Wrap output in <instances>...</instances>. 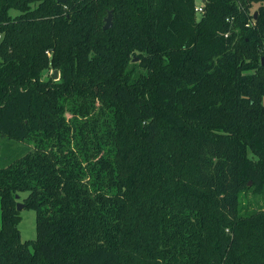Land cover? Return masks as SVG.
<instances>
[{
    "label": "trees",
    "instance_id": "obj_1",
    "mask_svg": "<svg viewBox=\"0 0 264 264\" xmlns=\"http://www.w3.org/2000/svg\"><path fill=\"white\" fill-rule=\"evenodd\" d=\"M253 1L0 0V264H264Z\"/></svg>",
    "mask_w": 264,
    "mask_h": 264
},
{
    "label": "rangeland",
    "instance_id": "obj_2",
    "mask_svg": "<svg viewBox=\"0 0 264 264\" xmlns=\"http://www.w3.org/2000/svg\"><path fill=\"white\" fill-rule=\"evenodd\" d=\"M263 7H264V0L253 1L251 12L255 13V14L258 13V15H259L260 9ZM16 15H18L17 11L11 12L12 17H15ZM106 18H105V20H106ZM47 74L52 75L53 71H51L50 73L48 72ZM54 79H56V78H54ZM248 186L251 187L252 183H249ZM24 198H26V195H21L18 202L23 203ZM243 203L245 205L248 204L250 209L258 210L260 208H264V194L255 196L251 192L247 193L246 197L243 198ZM21 217H22V220L20 222L19 229L21 232L23 242L35 240L37 237L36 212L33 210L25 208L24 210L21 211Z\"/></svg>",
    "mask_w": 264,
    "mask_h": 264
},
{
    "label": "water",
    "instance_id": "obj_3",
    "mask_svg": "<svg viewBox=\"0 0 264 264\" xmlns=\"http://www.w3.org/2000/svg\"><path fill=\"white\" fill-rule=\"evenodd\" d=\"M56 1H57L59 4H66L68 0H56ZM257 17H258V13L255 14V18H257ZM112 26H113V16H112V11H110V12L108 13V16H107L106 20H105V25H104L103 29H104V30H108V29H111ZM136 62H138V59H137V58L134 59V63H136ZM58 76H59V75H58V72L55 71V72H54V78L58 79ZM16 198L19 200V199H20V196H17ZM25 208H26V205H25L24 203L19 202V203L17 204V210H18L19 212H21V211L24 210Z\"/></svg>",
    "mask_w": 264,
    "mask_h": 264
},
{
    "label": "built area",
    "instance_id": "obj_4",
    "mask_svg": "<svg viewBox=\"0 0 264 264\" xmlns=\"http://www.w3.org/2000/svg\"><path fill=\"white\" fill-rule=\"evenodd\" d=\"M195 12L198 16H202L203 14H205V0H196ZM254 25H255V20H252L251 22H249L247 27Z\"/></svg>",
    "mask_w": 264,
    "mask_h": 264
}]
</instances>
